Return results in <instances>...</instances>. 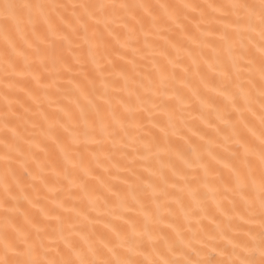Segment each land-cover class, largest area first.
Returning a JSON list of instances; mask_svg holds the SVG:
<instances>
[{
	"label": "snow or ice",
	"instance_id": "obj_1",
	"mask_svg": "<svg viewBox=\"0 0 264 264\" xmlns=\"http://www.w3.org/2000/svg\"><path fill=\"white\" fill-rule=\"evenodd\" d=\"M153 32L165 40L166 47L156 48L148 42ZM167 32L178 33L180 40L167 39L163 35ZM141 35L144 49L150 50L155 75L139 80L142 94L138 89L129 92V98L135 95L133 107L118 98L127 88L128 77L123 76L124 89L116 87L115 81L110 85L101 61L113 52L127 49ZM0 41V67L5 81L30 76L39 83L43 73L51 74V69L59 74L79 67L86 81L80 94L87 101V107L75 102L78 115L60 109L64 121L48 124L47 138L53 143L56 139L51 133L57 128L63 129L69 139L68 144H57L64 154L63 167L56 161L49 162L52 175L62 184L67 183V198L53 200L50 207L39 206V198L29 200L33 208H38V216L20 212V207H5L0 227V264H264V0L207 4L0 0ZM168 48L175 51V57ZM185 58L190 63L182 67ZM89 65L95 75L87 71ZM202 65L218 80L215 86H210L201 74ZM177 70L183 74L179 78ZM97 80L103 91L97 88ZM194 80L213 96L202 97L199 88L193 87ZM182 89H187L191 98ZM215 97L222 98V108L217 106ZM192 98L202 109L215 113L214 120L205 119L203 112L194 117L214 133L215 139L208 132L189 128L191 136L201 143L192 144L190 138L181 136L191 153L189 156L183 151L175 152L182 167L169 163L159 170L146 168L150 179L136 176L135 185L128 184L126 194L113 191V185L102 182L103 192L89 196L91 169L85 166L80 152L75 160L69 159L70 147L106 143L115 147L116 138L121 133L127 137L129 129L135 127L137 135L130 139L140 147H133V152L142 149L148 156L158 158L160 146L146 139L150 132L144 131L142 123L133 125L130 118L143 111L149 113V119H155L158 110L167 118V127H160L167 138L169 128L173 135L177 134L176 112L181 115L180 123H186L183 112ZM4 104L5 151L0 159L5 165L3 204L7 205L8 194L14 190L9 176L15 187L24 191L20 178L23 173L35 181L49 163H37L39 171L35 175L29 166L21 164L23 173L17 175L12 161L20 159L23 151L17 129L8 127L14 103L7 92ZM41 116L48 120L43 113ZM148 156L140 155L139 159ZM106 159H111L110 154ZM74 189L89 198L95 216L75 203L69 206L76 199ZM63 190L61 187L59 191ZM109 195L115 198L118 214L107 210ZM209 200L215 205L214 213L209 209ZM101 201L104 212L96 208ZM10 213L22 215L23 225L17 224ZM106 216H113L119 226L111 220L104 222ZM181 217L186 227L177 223ZM101 224L102 230L97 231ZM46 237L52 240L46 242Z\"/></svg>",
	"mask_w": 264,
	"mask_h": 264
},
{
	"label": "bare ground",
	"instance_id": "obj_2",
	"mask_svg": "<svg viewBox=\"0 0 264 264\" xmlns=\"http://www.w3.org/2000/svg\"><path fill=\"white\" fill-rule=\"evenodd\" d=\"M18 2H26V0H18ZM47 2L52 3H65V4H79V3H146V4H182V3H193V4H207V3H228L230 0H47ZM71 9H69V12ZM117 27V25H113ZM100 29L103 30V24L100 25ZM119 30V29H118ZM167 39L180 40L178 33L167 32L163 34ZM121 39H124V33L121 30ZM148 42L153 44L156 48H164L165 40L161 39L154 32L149 35ZM144 37L139 36L138 40H134L133 43L127 49H120L119 51L113 52L107 57L106 60L101 61L102 65L105 66V76L108 77L107 82L111 85L113 81L116 82V87L124 89L125 81L123 76L128 77L127 88L119 93L118 98H123L126 102H129L135 107L136 100L135 95L129 98V92L138 89L139 80L148 77L149 75L154 76L152 72V57L149 55L150 50L144 49ZM113 44L115 42L113 41ZM0 47H2V41H0ZM142 49V51L133 52L132 49ZM168 51L173 57L176 53L173 49L168 48ZM123 57V58H121ZM146 57V58H145ZM70 63H73L71 57L68 58ZM158 61L161 60L160 57L156 58ZM110 60L112 63L108 65L107 61ZM132 61V63H129ZM162 62V61H161ZM22 63V61H21ZM190 62L185 58L183 65H187ZM57 65V69H59ZM51 69V65H49ZM87 71L95 75L93 71V66L89 65ZM201 74L209 81L210 86H215L218 80L210 74L206 66H201ZM81 69L79 67H73L71 72L60 71L57 74L56 69H51V74L44 72L39 83L33 80L30 76L25 78L17 77L14 80L5 81L3 79L4 73L2 67H0V157L4 154V143H5V129L3 127V115L5 112L4 96L8 93V99L13 101L14 107L10 113V120L8 127L16 128L18 132V143L23 151V155L20 159H13L12 167L16 170L17 175L23 173L21 164L29 166V170L35 175L38 173L36 167L37 163H49L50 161H56L61 168L64 165V154L60 152L57 144L65 145L69 143L67 134L64 133L63 129H55L51 133L56 139V143L47 138V129L50 122L61 120L64 121V113L60 109L71 110L78 115V110L75 106V102L78 101L81 105L87 107V101L80 94V88L86 85L84 77L80 74ZM139 73V75H137ZM183 74L177 70L178 78ZM19 81V82H17ZM144 83L147 84V79H144ZM11 84V88H7L6 85ZM97 88H100V81L96 82ZM193 87L199 88L200 95L204 98L213 96L212 93L208 92L203 86L199 85L198 80L193 81ZM23 89V91H21ZM142 94L143 89H138ZM109 91H112L110 86ZM184 94L191 98V93L187 89H182ZM99 95V93H96ZM19 100L20 104H16L15 101ZM158 102V101H157ZM215 102L217 106L223 107L222 98L215 97ZM174 106V105H172ZM170 106V107H172ZM150 107V105H149ZM27 109V111H25ZM203 112L205 119H215V113H211L208 109H202L200 104L197 103L194 98L191 99V104L185 107L183 112V120L186 123H180L181 115L179 112L175 114V122L177 134L173 135V129L169 128V135L165 138L164 134L160 131V127H167V118L160 115L157 110L154 115L155 119H149L148 112H136L130 118L133 125L139 121L142 123L145 132H150V135L146 137L147 140H154L161 148L159 157L148 156V153L143 152H133V147L139 148V144H132L131 137L137 135L135 127L129 129L128 136L125 137L121 133L120 137L116 138L115 147L111 143H106L103 146H97L95 144H89L87 148L82 146L73 145L68 149V156L70 160L76 159V153L80 152L84 156V164L86 167L91 169V175L88 177L87 192L89 196L103 192L101 183H106L113 185V191H119L122 194H126L128 189V184L135 185V177L142 176L146 179H150L149 173L145 171L146 168L152 170H159L161 165H168L169 163L175 164L178 168L182 167L181 163L176 160L175 152L183 151L187 155H191L188 144L185 140L181 139L184 136L185 139L190 138V143L199 145L201 142L197 137H192L191 132L188 131L189 128L193 130H200L201 132H208L209 136L215 139L214 133L210 132L201 123L200 120L194 119L201 115ZM14 113V115H13ZM43 113L48 117L45 121L41 116ZM17 117H20L17 119ZM153 124H157V127H153ZM9 142L12 141L13 137L11 132L8 133ZM215 146V145H213ZM153 152L156 151L155 148L152 149ZM217 151H222L217 149ZM110 154L111 159H106V156ZM17 154L14 153L15 157ZM140 155L148 156V159H139ZM95 156V158H93ZM134 161V162H133ZM113 165H116L113 167ZM71 169V164L68 165ZM125 168H130L133 171H125ZM5 170V165L2 159H0V227H2L3 221V211L4 208H15L20 207V212L28 211L34 216H38V208H33L29 203V200L35 201L39 198V206H51L53 200L65 199L68 196V186L67 183L63 184L58 181L57 177L51 173V164L44 169L42 176H37V179L33 181L31 177L27 176V173H23L20 177L22 180V187L25 189L21 191L20 188L15 187L14 181H12V176H9V181L13 187V191L8 194L9 203L7 205L3 204L5 199V194L3 192V174ZM78 171V170H77ZM164 171L168 173L167 167ZM170 174V173H169ZM191 174V173H190ZM154 179V178H152ZM41 180L44 182L42 183ZM127 180V183L124 181ZM34 184V187L32 186ZM63 187V191H59ZM49 189H56V191H50ZM73 194L76 197L72 203L78 208H83L86 212H91L92 205L89 203V198L85 196L84 192L79 190H73ZM15 197L16 199H12ZM27 197V199H26ZM82 198V199H81ZM219 199V197H218ZM108 207L107 210L115 211L116 214L119 213L120 209L117 207V203L114 197L108 196ZM186 199V203H187ZM209 209L211 212H215V205L209 200ZM173 207H175L173 205ZM96 208L100 212L106 211L103 201L96 204ZM96 212H91L92 216H95ZM10 216L14 218L17 224L23 225L24 217L18 215L17 213H10ZM42 219V217H41ZM170 219V218H169ZM113 221L117 226L120 222L115 221L113 216L104 217V222ZM75 222V221H74ZM168 220H165V224ZM177 223L182 227H186V224L181 217L177 220ZM207 224V221L204 222ZM54 226V224H53ZM102 230V224L97 225V231ZM167 232L168 230L165 229ZM46 242L52 240L51 237L45 238Z\"/></svg>",
	"mask_w": 264,
	"mask_h": 264
}]
</instances>
